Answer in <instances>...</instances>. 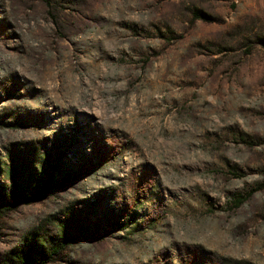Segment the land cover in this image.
<instances>
[{
    "label": "rangeland",
    "instance_id": "374dc122",
    "mask_svg": "<svg viewBox=\"0 0 264 264\" xmlns=\"http://www.w3.org/2000/svg\"><path fill=\"white\" fill-rule=\"evenodd\" d=\"M13 196L0 264H264V0H0Z\"/></svg>",
    "mask_w": 264,
    "mask_h": 264
},
{
    "label": "trees",
    "instance_id": "16d2710c",
    "mask_svg": "<svg viewBox=\"0 0 264 264\" xmlns=\"http://www.w3.org/2000/svg\"><path fill=\"white\" fill-rule=\"evenodd\" d=\"M51 183V179H49L48 181H46L45 183H43L42 187L40 188L39 191H37L35 193L34 196H31V199L28 197V196H24L23 199L24 201L23 202H30L31 200L35 199V198H43L46 191H47V186ZM17 199H16V196H13V199H12V202L11 203H8L6 204L5 202L3 201H0V217L3 216L5 213H7L9 210H14L15 208H17L18 206V203H17ZM74 239L73 238H64L61 240L62 242V246L64 247H67L69 245H71L73 243ZM40 264H43L42 262Z\"/></svg>",
    "mask_w": 264,
    "mask_h": 264
}]
</instances>
